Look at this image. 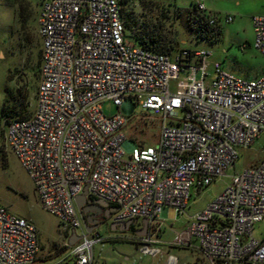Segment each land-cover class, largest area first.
Returning <instances> with one entry per match:
<instances>
[{
	"label": "built area",
	"instance_id": "2783aa9c",
	"mask_svg": "<svg viewBox=\"0 0 264 264\" xmlns=\"http://www.w3.org/2000/svg\"><path fill=\"white\" fill-rule=\"evenodd\" d=\"M194 8L209 26L220 19L204 0ZM252 27L253 48L264 56V16L252 17ZM36 33V105L30 117L8 121L4 144L43 210L79 236L64 244L69 264H92V248L103 241L85 232L75 207L85 187L88 199L116 208L115 222L146 220L138 250L162 256L149 236L167 211L183 215L192 192L225 176L238 151L264 131V72L245 80L216 65L209 77L210 50L168 54L134 44L125 36L120 0H41ZM107 100L117 108L109 117L100 109ZM137 107L158 118L157 142L127 151L124 130ZM263 220L264 147L259 163L234 173L168 245L194 248L206 264H264V236H252ZM38 250L33 224L0 206V264H34ZM176 263L165 256L163 264Z\"/></svg>",
	"mask_w": 264,
	"mask_h": 264
},
{
	"label": "rangeland",
	"instance_id": "374dc122",
	"mask_svg": "<svg viewBox=\"0 0 264 264\" xmlns=\"http://www.w3.org/2000/svg\"><path fill=\"white\" fill-rule=\"evenodd\" d=\"M195 1L120 0L126 39L133 42V35L145 39L154 37L168 54L182 48L210 50L209 77L215 73L216 65L220 72L245 80L259 77L264 72V56L253 48L254 36L247 35V25H252V17L264 16V3L259 0H204L207 12L220 19L213 27L200 25L202 31H196L186 20ZM40 2L0 0V206L35 227L39 250L34 264H69L59 221L43 210L29 176L4 144L7 121L30 117L36 105L40 70L34 68L39 44L34 45L31 35L37 40L36 17ZM20 4L26 7L23 19L19 15ZM232 8L242 11L234 14L230 11ZM227 15L232 17L229 23L223 21ZM237 22L238 30L234 28ZM24 32L29 33L30 42L25 40ZM100 109L107 117L117 113L109 100L103 101ZM158 131V118L135 108L124 130L125 149L154 146ZM263 147L264 131L249 149L238 151V160L225 176L197 193L192 192L183 215L176 216L173 209L167 211L158 233L149 236V240L157 241L154 247L160 249L162 256L149 257L139 252L141 237L113 230L110 219L96 230L103 241L92 248V264H163L167 254L176 257V264H206L196 249L168 244L192 215L215 200L234 173L259 163ZM252 236L256 239L264 236V220L255 225Z\"/></svg>",
	"mask_w": 264,
	"mask_h": 264
},
{
	"label": "trees",
	"instance_id": "16d2710c",
	"mask_svg": "<svg viewBox=\"0 0 264 264\" xmlns=\"http://www.w3.org/2000/svg\"><path fill=\"white\" fill-rule=\"evenodd\" d=\"M25 10H26V7L23 5V4H20L19 5V15L20 17L23 19V16L25 14ZM183 12V11H181ZM213 15H216L214 13H212ZM206 19V15L204 14H200L199 12L196 11V9L194 8V4H193V7L191 9V11H189L188 15H187V24L190 26V27H193L194 30L196 31H202L199 26L200 25H206L207 27H213V26H209L208 23L205 21ZM197 25V27L195 28L194 26ZM124 30H125V27H124ZM23 36L25 38L26 41L30 42V38H29V33L27 32H24L23 33ZM32 36V41L34 43L35 46H38L39 44V51L37 52L36 54V61H35V68L34 69H37L40 70V41H39V38L37 36V33H36V37H37V40L34 38L33 35ZM133 43L134 44H137L139 46H142V47H145L149 50H153V51H159V52H162V53H168V52H165L164 49L162 47L159 46V43L157 41L156 38H150V39H145L143 37H137V36H134L133 35ZM8 123V121H7ZM6 123V124H7ZM5 124V125H6ZM239 158V157H238Z\"/></svg>",
	"mask_w": 264,
	"mask_h": 264
},
{
	"label": "flooded vegetation",
	"instance_id": "af4514ba",
	"mask_svg": "<svg viewBox=\"0 0 264 264\" xmlns=\"http://www.w3.org/2000/svg\"><path fill=\"white\" fill-rule=\"evenodd\" d=\"M90 204L89 206L94 211V216H89L88 221L92 224L88 226V229H93V231H96L97 228L105 224L107 221L111 219V225L115 227V230H119L125 233H130L131 235L137 236V233L142 229V221L140 219H133L130 221H121V222H115L114 221V214L115 212L110 211L111 208H115L112 205H108L107 207H99L98 205L94 204L93 202L96 200L89 199ZM112 217V218H111ZM82 227L83 223L81 221ZM147 233V229H146Z\"/></svg>",
	"mask_w": 264,
	"mask_h": 264
},
{
	"label": "water",
	"instance_id": "95a60500",
	"mask_svg": "<svg viewBox=\"0 0 264 264\" xmlns=\"http://www.w3.org/2000/svg\"><path fill=\"white\" fill-rule=\"evenodd\" d=\"M87 194V189L86 187L83 189L82 193L80 195H78L77 197H75L74 199V204L75 207L78 211L80 220L83 223L84 226V230L86 233H91L93 231V229H88V226L91 225L92 223L88 221V217L89 216H94V211L93 209L89 206L90 201L89 199L86 197ZM94 204L98 205L99 207H107L108 204L102 201H94ZM110 211L115 212L116 208H111ZM142 229L137 233V236L139 237H144L146 235V226H147V222L146 220L142 221ZM112 229L115 230V227L112 224ZM79 236L76 235V233L74 231L71 232V236L68 240V245L72 246L77 240H78Z\"/></svg>",
	"mask_w": 264,
	"mask_h": 264
},
{
	"label": "clouds",
	"instance_id": "9594fccd",
	"mask_svg": "<svg viewBox=\"0 0 264 264\" xmlns=\"http://www.w3.org/2000/svg\"><path fill=\"white\" fill-rule=\"evenodd\" d=\"M260 3H264V0H259ZM230 11H232L234 14H238L239 12L242 11L241 8H232L230 9ZM234 28L235 29H239V22H237L235 25H234ZM256 29L252 27L251 24H248L247 25V35L249 36H254L256 34Z\"/></svg>",
	"mask_w": 264,
	"mask_h": 264
},
{
	"label": "crops",
	"instance_id": "0c3cea01",
	"mask_svg": "<svg viewBox=\"0 0 264 264\" xmlns=\"http://www.w3.org/2000/svg\"><path fill=\"white\" fill-rule=\"evenodd\" d=\"M164 215H165V214H164ZM165 220H166V219H165ZM164 222H165V221H164ZM61 227H62V231H63V245H64L65 243H68V240H69L71 234L67 233V231L64 230V228H63L62 225H61Z\"/></svg>",
	"mask_w": 264,
	"mask_h": 264
}]
</instances>
